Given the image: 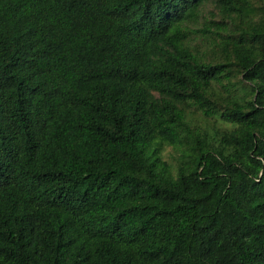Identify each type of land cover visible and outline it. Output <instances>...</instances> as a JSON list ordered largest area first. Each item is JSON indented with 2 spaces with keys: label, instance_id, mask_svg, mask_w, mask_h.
<instances>
[{
  "label": "trees",
  "instance_id": "obj_1",
  "mask_svg": "<svg viewBox=\"0 0 264 264\" xmlns=\"http://www.w3.org/2000/svg\"><path fill=\"white\" fill-rule=\"evenodd\" d=\"M0 264H264V0H0Z\"/></svg>",
  "mask_w": 264,
  "mask_h": 264
},
{
  "label": "rangeland",
  "instance_id": "obj_2",
  "mask_svg": "<svg viewBox=\"0 0 264 264\" xmlns=\"http://www.w3.org/2000/svg\"><path fill=\"white\" fill-rule=\"evenodd\" d=\"M199 122L202 124L200 120ZM177 155H178L177 151L170 146H166L163 150V158L169 163L175 164V159Z\"/></svg>",
  "mask_w": 264,
  "mask_h": 264
}]
</instances>
